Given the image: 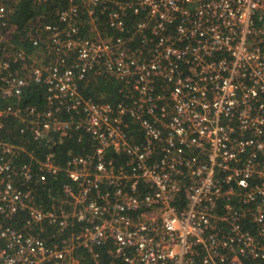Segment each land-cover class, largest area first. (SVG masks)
Here are the masks:
<instances>
[{"label": "built area", "instance_id": "2783aa9c", "mask_svg": "<svg viewBox=\"0 0 264 264\" xmlns=\"http://www.w3.org/2000/svg\"><path fill=\"white\" fill-rule=\"evenodd\" d=\"M10 1L0 0V264H77L81 247L105 264L94 246L106 264L264 262V0H86L93 30V5L106 13L104 37L81 34L77 5L38 16L40 61L3 34ZM101 74L123 82L126 100L82 94ZM30 84L44 87V107L23 105ZM8 118L34 142L63 130L90 148L64 165L38 159L3 137ZM22 154L30 161L18 164ZM57 174L61 198L46 207L34 187ZM19 213L20 227L4 225ZM46 224L57 243L36 234Z\"/></svg>", "mask_w": 264, "mask_h": 264}, {"label": "trees", "instance_id": "16d2710c", "mask_svg": "<svg viewBox=\"0 0 264 264\" xmlns=\"http://www.w3.org/2000/svg\"><path fill=\"white\" fill-rule=\"evenodd\" d=\"M86 0H42L37 2L36 0H13L9 2L10 13L7 16L6 23L7 29L2 32L7 35V40L13 49L23 50L27 54L28 58L33 59L36 52H39L32 43L33 31L31 26L33 25L36 17L42 16L44 22H52L57 20L56 12L65 10L71 5L79 6L81 10V34L88 37H95V30L92 29V23L87 14L86 4L83 2ZM94 15L97 20L95 23L98 25V31L101 35H104L106 31V13L101 12V5L94 4ZM46 17V18H43ZM9 30V31H8ZM6 31H8L6 33ZM126 35V36H130ZM140 41L137 36L132 42V46ZM19 67L18 64H12L11 70H15ZM123 82L116 77L101 74L91 77L88 84L83 87L82 94L85 97H90L98 101H109L116 103L118 101H124L125 90L122 89ZM45 89L43 86L37 84H30L23 93L22 103L23 105H37L39 107L45 106ZM61 119L68 118L69 115L64 111L60 114ZM4 138L14 142L23 144L28 151H31L33 155L38 159H52L58 165H64L66 160L72 154H78L86 151L90 148L89 141L84 138L78 140V134L73 132H64L59 130L52 132L46 137L40 139V141H32L30 138H25L19 133V126H17L14 119L8 118L4 122V129L2 131ZM18 164L30 161L28 155L22 154L17 160ZM66 182V178L62 174L48 175V180L43 187H34V191L39 200L46 203L48 207L55 199L61 198V185ZM35 184L29 183L26 186H34ZM25 186V187H26ZM26 218V213H19L7 220L4 225L11 227H20ZM42 230L37 231L39 237L45 238L49 244L58 242L59 238L63 234H59L57 226L54 224H46ZM81 225L73 227L72 229L65 230V237L71 232H77L81 229ZM93 251L98 253L101 257L100 261L107 263V254L105 246H94ZM74 255L80 258L77 264H93L90 254L87 249L81 247L74 250ZM60 261L52 259L46 264H59ZM245 264H264V262H258L253 260H246Z\"/></svg>", "mask_w": 264, "mask_h": 264}, {"label": "rangeland", "instance_id": "374dc122", "mask_svg": "<svg viewBox=\"0 0 264 264\" xmlns=\"http://www.w3.org/2000/svg\"><path fill=\"white\" fill-rule=\"evenodd\" d=\"M91 23H92V22H91ZM95 35H96V36L99 35V36H101V37H104V35H101V32H100V31H98V32L95 31ZM35 55H36V56L33 58L34 61H40V60L42 59V55L40 54V52H36ZM73 253H74V251H73ZM72 260H75V261H76V258L73 257ZM72 260H71V258H70V261H72Z\"/></svg>", "mask_w": 264, "mask_h": 264}]
</instances>
